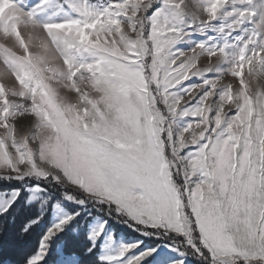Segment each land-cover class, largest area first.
I'll return each mask as SVG.
<instances>
[{
	"label": "snow or ice",
	"instance_id": "obj_1",
	"mask_svg": "<svg viewBox=\"0 0 264 264\" xmlns=\"http://www.w3.org/2000/svg\"><path fill=\"white\" fill-rule=\"evenodd\" d=\"M49 2L0 0V179L51 176L66 199L114 204L144 235L182 236L181 257L264 264V19L246 39L175 47L234 17L219 28L231 37L258 15L235 5L254 0H65L67 18L42 22ZM78 215L50 228L27 264H44ZM140 243L99 260L143 264L157 249L135 253Z\"/></svg>",
	"mask_w": 264,
	"mask_h": 264
},
{
	"label": "rangeland",
	"instance_id": "obj_2",
	"mask_svg": "<svg viewBox=\"0 0 264 264\" xmlns=\"http://www.w3.org/2000/svg\"><path fill=\"white\" fill-rule=\"evenodd\" d=\"M104 2L106 3L107 0H104ZM185 2L188 3V2H190V0H185ZM191 2H195V0H191ZM25 3H26V6L28 8H32L36 5H40L41 0H25ZM91 3L97 4V3H100V0H91ZM61 4H64L65 8L67 7L65 0H50L49 4L45 5L43 10H41L39 12L38 17H37L38 20L44 22V21H49V20H53V19L61 20V19L67 18L66 13L63 10H61L59 7V5H61ZM154 7H156V6H154ZM231 7L232 6H229V10ZM235 7H237V8H242V7L255 8L257 10L258 15L256 17L252 18L251 21L246 22L241 27V29L232 33L231 37H228L226 32L223 34L220 33L219 28L221 26H225V25L231 23V21L235 18L229 17L226 19H217L216 21H214L212 23V26L208 30L207 35H200L198 32H196V33L192 34L191 36L186 37L184 42L177 43L175 45V47L177 49L184 51V52H187L190 48H192L195 45V43H197L199 41H207L208 37H214L215 38L213 41H211V43H219V44L225 43L226 40L227 41L235 40V38L237 36H244V38L246 39L247 36L253 30H256L255 29L256 22L260 21L261 19H264V0H254V3L252 5H239V4H237V5H235ZM3 11H4V9L2 7H0V15L3 14ZM151 11L152 10H150L149 14H151ZM188 31H191V30H188ZM235 50H236L235 48L231 49V51H235ZM199 66H202V65L198 64V67ZM227 66L228 65H226V64L225 65H217L212 72L208 73V76L212 77V76L217 75V71L219 69H226ZM200 82L201 81L198 77H192V79L186 83L187 84H193V83H200ZM193 104H195V101H193ZM180 123L182 124V123H184V121H180ZM25 179H34L38 183L39 182H48V183L53 182L54 184L61 187V192H59L58 195H54L52 193L47 192L46 190H44L39 185L32 186V187L28 186L25 188L24 192L19 191V196L22 195V193H23L24 197L26 195L25 199H26V202L28 205H38L39 207L44 208L45 206H48L49 204L54 202V204L52 206V218H53V224L52 225L53 226L55 224L59 223L60 220L63 219L65 216L71 215L67 211L65 206L71 205L75 209H76V207L79 208V210L77 211V212H79V215L77 216V218L73 222H71L70 224L65 226V229L66 228L67 229L63 233H65L68 230L69 226L74 225L77 227L79 225V223H77V219L81 220V222H84L87 225L88 237L91 235L92 232L98 230L101 224H105L104 233H103L102 237L97 241V246H96V248L99 249V257L102 255H115V254H117L119 251V248L123 244H134L137 242H141L140 247L133 250L135 253L142 252V251L149 249V248H156L157 249V251L152 256L147 257V259L143 262V264H175V262L179 259H184V264H195L189 256H191L192 258H194L196 260H201L198 256L191 253L190 249H186L189 252V254H188L189 256L187 255L186 257H181L180 254L174 250V247L176 245L183 247L181 242L184 239L182 236H178L174 232L168 233L167 235H164L163 231L161 230L158 235H149L150 238L157 240L156 244L151 243V242L150 243L144 242V241L138 240V239L126 238L123 235H120V233L119 234L115 233L114 229L111 228L109 222L105 221L104 219L102 221H100V219H98V220L96 219L95 221H93V219H95V218L91 219L93 212L90 209H88V207H86L84 205L85 203L84 204H78L72 200L66 199L64 194L66 192H71V189L62 185L61 183L55 181L51 176L48 177L47 180H45L43 178H36L34 176H26L22 180H25ZM8 180L20 181V180L15 179V178L8 179ZM16 193H17V191L0 193V209L7 207L8 204L12 201V198L16 196ZM72 194L75 195L77 198L84 197V198H86L87 201L96 203V201H94V200L87 199V197L83 193L73 192ZM19 196L15 199L14 202L11 203V206H12V204H14L17 201V199H19ZM59 200H60V203H57V202H59ZM98 205H101V204H98ZM104 205H107V204H104ZM107 206H109V205H107ZM111 207L115 211L116 206L113 204ZM116 214L118 215V217L124 218L125 220L127 219V217L121 213L116 212ZM117 223H118V220H117ZM86 225H82L81 228L86 227ZM134 229H138V228L136 226H134ZM63 233H58V234L60 235ZM6 245L8 247H12V249L16 248L15 243H12V244L6 243ZM170 245H172V247H170ZM24 246L25 245L20 246L18 248V250L22 251L26 247V246L25 247ZM58 254H59V259L56 262V264H79L78 260L65 258L63 251L61 250L60 247L58 248ZM128 255L130 256V255H132V253H129ZM125 259H127V257H125ZM100 262L102 264H104V262H102V261H100Z\"/></svg>",
	"mask_w": 264,
	"mask_h": 264
},
{
	"label": "trees",
	"instance_id": "obj_3",
	"mask_svg": "<svg viewBox=\"0 0 264 264\" xmlns=\"http://www.w3.org/2000/svg\"><path fill=\"white\" fill-rule=\"evenodd\" d=\"M36 185L41 186L44 190L54 195H58L61 192V187L53 182L38 183L34 179L20 181L0 179V193L13 191L24 192L26 187ZM25 198L26 195L24 197L22 193L8 211L0 216V264H27L28 258L37 253L41 238L51 227L52 206L54 202L41 208L38 205H28ZM78 199H83L85 201L84 205L93 212L91 219H104L109 222L115 233H120V235L129 239L157 243V240L150 238L149 235H144L142 231L134 229L133 225L126 223L124 218L118 217L112 207L104 204L98 205L94 202L87 201L84 197ZM65 208L72 215L79 210L78 207L75 209L71 205H67ZM37 217H40V222L33 226L26 234H21L24 225ZM77 223H79L77 227L74 225L69 226L65 233L56 236L50 242L48 256L44 264H56L59 259L58 248L60 246L63 247L62 251L65 258L78 260L79 264H102L99 260L98 248H95L91 254L86 253V249L91 244L88 237V227L81 220L77 219ZM82 225H86V227L81 228ZM6 243H15L16 248L12 249ZM22 245L26 247L24 246L25 249L19 251L18 248ZM189 257L195 264H204L201 260H196L191 256Z\"/></svg>",
	"mask_w": 264,
	"mask_h": 264
},
{
	"label": "crops",
	"instance_id": "obj_4",
	"mask_svg": "<svg viewBox=\"0 0 264 264\" xmlns=\"http://www.w3.org/2000/svg\"><path fill=\"white\" fill-rule=\"evenodd\" d=\"M98 220V219H97Z\"/></svg>",
	"mask_w": 264,
	"mask_h": 264
}]
</instances>
